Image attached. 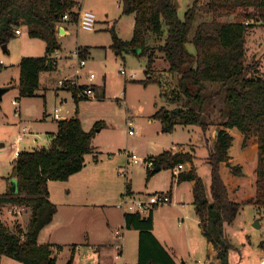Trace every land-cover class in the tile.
Instances as JSON below:
<instances>
[{
    "label": "trees",
    "instance_id": "trees-1",
    "mask_svg": "<svg viewBox=\"0 0 264 264\" xmlns=\"http://www.w3.org/2000/svg\"><path fill=\"white\" fill-rule=\"evenodd\" d=\"M199 1L194 0L182 21L177 15L176 0H119L122 13L134 16L133 31L131 39L123 41L111 30V48L117 55L140 51L138 55L147 60L145 83L154 81L152 69L158 57L165 62L166 68L161 72L169 74L175 82L169 102L175 106L178 103V106L172 110L162 107L150 117L161 124L162 133H171L177 125L197 126L203 132L214 129L213 146L206 160L210 176L209 194L193 166L191 153L164 151L158 156L145 158L154 164V168H146V172L149 179L157 167L173 171L179 165L190 166L188 170L173 175L171 184L194 183L192 205L201 234L213 246L220 264H228L229 244L224 230L235 219L240 204L230 200L220 166L227 165L233 176L242 175L241 166L229 165L233 137L228 129L241 133L243 144L251 136L257 138L255 194L246 203L264 211V77L246 64L245 48L246 34L253 27L248 21L264 16V0H206L205 7L211 19L200 22L195 29L191 39L196 49L194 56L186 51V44L190 41L188 37L199 10ZM76 6L72 0H0V46H5L19 27H25L30 38L41 39L46 44L44 56L20 59L19 97H34L39 89L40 74L56 68V61L51 59V55L60 50L56 27L64 23L65 15L69 17L66 22L77 23L78 15L73 12ZM251 7L258 11L257 16L238 10ZM230 16L248 21H220ZM162 24L166 26L163 42L150 46V35L163 37ZM78 53L84 58L87 51L78 48ZM214 86H218V90L212 91ZM63 88L77 103L76 94L85 86L65 82ZM162 90L165 93V89ZM215 100L220 102L219 106L214 104ZM93 137L94 129L84 131L79 119L74 117L58 122L57 132L48 146L19 152L9 177L16 180L17 192L11 194L7 190L0 195V204L26 206L30 214L24 230L16 225L14 232H10L0 224V255L21 264H56L51 246L37 243L40 231L52 222L57 212L49 200L47 183L66 181L81 171L85 157L92 152ZM125 193L132 194L128 182L125 183ZM166 194L169 196V192ZM123 219L125 229L139 234L137 264H175L153 235V209L145 215L125 213ZM66 264H73L72 257Z\"/></svg>",
    "mask_w": 264,
    "mask_h": 264
},
{
    "label": "rangeland",
    "instance_id": "rangeland-1",
    "mask_svg": "<svg viewBox=\"0 0 264 264\" xmlns=\"http://www.w3.org/2000/svg\"><path fill=\"white\" fill-rule=\"evenodd\" d=\"M77 1L80 4L79 9L90 11L95 15L94 30L86 31L80 29L77 24L72 23L67 34L56 36L57 43L60 46L57 68L40 74L38 95L36 97H19L17 88L19 75L16 64H19L20 55H43L45 42L41 39L32 40L28 36V30L20 27L18 29L21 30V34H15L5 45V50L2 48L3 46H0V90L6 89L0 101V143L5 142L4 145L10 148V144L14 142L17 136L16 124L19 120H22L27 121L24 124H27L30 129V134L26 138H22L23 143L19 147L22 152L48 146L42 139V135L38 137L37 142L34 141V138L37 137L36 131H40V128L49 129L53 126L54 123L49 114L53 116L54 109L57 108L61 117L60 121L75 116L81 121V125L84 126L86 131H91L97 123L92 139L94 149L86 156V163L96 162L99 164L100 162L99 167L104 172H111V167L112 171L114 169L115 174L121 176L118 179L112 177L107 189L103 185L104 179H102L95 189L97 195L99 193L103 194L105 189L107 192H111L116 187H122V194H124L125 183L128 182L135 193H140L135 196L146 199L144 196L159 189L172 171L160 170L147 179L145 165H127L128 157L125 152L129 151L136 157L145 159L147 154L159 155L173 145L184 148L185 152L194 156L195 169L205 184L207 194H209L210 176L206 160L213 146L214 129L210 128V131L203 132L197 126L177 125L171 133H162L160 124L151 120L150 116L155 109L166 107L172 110L177 109L176 106H178V103L175 106L169 102L175 82L171 80L169 74L161 72L166 68L165 62L160 56L158 57L156 65L152 69L154 81L145 83L146 58L132 51L117 55L111 48V30L122 40H129L132 37L134 16L122 13L119 0ZM193 2L194 0H176L177 15L180 20H184L185 13ZM205 4L206 0H200L198 3L199 10L188 37L190 41L186 44V51L194 56L196 55V49L191 43V39L195 29L200 22H209L211 19ZM238 10L243 13L246 11L252 16L258 14V11L252 7ZM220 21L247 22L248 20L246 21L243 17L230 16L222 18ZM248 22L253 24V27L248 30L245 38L246 64H250L260 76L264 77V16L259 15V17H254ZM162 32V38L150 35L148 44L150 46L161 44L166 35L164 24H162ZM79 47L86 49L89 56L86 54L85 66L78 69V73H76L77 57L74 53L78 51ZM60 69L63 70V73H60ZM88 74L94 75L93 81L89 82L87 80ZM70 77L73 80L76 77L81 84L92 85L94 98L78 100L75 103L71 93L63 88L65 82L70 85V80L65 79ZM155 78L160 80L165 93L159 87ZM59 80H61L60 88L58 87ZM218 88V86H214L211 87V90L216 91ZM13 101H17V106L13 105ZM214 104L219 106L220 102L215 100ZM19 106L20 116L19 112L15 110ZM44 115L45 118L43 119ZM128 120L133 122L137 135L128 134ZM254 138L256 139L255 136H251L243 144L244 137L240 133V136L234 138L231 149H229V153H231L229 165H239L238 162L244 164L245 176L232 177L230 168L225 164L223 165V179L228 180L227 184L232 183L239 187L236 196L233 195V197L235 196V202L240 204L235 219L230 225L225 226L224 230L225 238L229 244L228 264H260L264 257V211H260L255 206L246 203L255 194V184L252 183V175L250 174L252 164L254 163L253 168L256 166V160L255 162L251 161V158L254 159L256 154L254 149L256 148V140ZM252 142L255 143L253 147H251ZM13 149L14 147L11 146L10 150ZM10 158L11 154L8 155L7 151H3V156L0 157V172L4 176H10L12 172V165L8 164ZM125 166H127V170L124 176ZM188 167L187 164L183 165L184 169ZM97 172L99 173V168ZM3 180L0 178V191L4 185L9 187L8 183L5 184ZM58 184V186H65L62 183ZM61 191L63 190L61 189L59 193H56V196H52L54 201L60 200V197L64 199L63 196L66 192L62 193ZM142 194L144 196H140ZM183 199L186 202L187 212H191L194 217L193 206L190 204L191 197H187V194L184 193ZM168 208L169 205H158L153 209L156 221L158 218L162 220L165 213L168 212ZM14 210L15 208L12 206L6 207L0 204V224L10 232H14L15 226L18 224L13 219ZM61 210L64 211L63 208ZM26 212H30L29 208L25 209L23 213ZM22 224L24 226L25 222L23 221L20 226ZM194 226L198 236L196 239L201 240V230L197 225ZM174 230L180 232L181 228L175 226ZM192 242L194 243L195 240L193 239ZM61 247L57 264H66L70 259L72 248ZM203 254L192 252L194 260L188 259V264H193L197 259H200L201 264H216L215 255L210 254L207 256L206 253ZM201 255H203L202 258H200ZM0 264H6L2 258Z\"/></svg>",
    "mask_w": 264,
    "mask_h": 264
},
{
    "label": "crops",
    "instance_id": "crops-1",
    "mask_svg": "<svg viewBox=\"0 0 264 264\" xmlns=\"http://www.w3.org/2000/svg\"><path fill=\"white\" fill-rule=\"evenodd\" d=\"M72 1H74L77 4V6L73 9V12L78 13L82 11L81 9H79V5H80L79 2L77 0H72ZM71 25H72L71 21H68V22L64 21V23L58 25L56 27V30H57L56 36L57 35L62 36V35L67 34L68 29L71 27ZM23 28L26 29L25 27H21V29ZM61 30H63V33H60ZM20 34H21V30H20ZM32 40H35V39H32ZM123 41H128V40H123ZM58 51H56L55 53L51 55V59H54V60L57 59L55 60L56 68L58 64L57 63ZM87 54L89 56V52H87ZM44 55H45V51H44V54L41 56L20 55L19 62H20V59L23 57H42ZM85 58L86 57H84L83 59ZM16 68H18L17 72L19 75V64H16ZM76 69H77L76 73H78L77 65H76ZM60 73H63V70L60 69ZM72 77L65 78V79L72 81L73 80ZM87 80H88V76H87ZM60 81L61 80L58 81L59 88H60ZM73 81H76L77 85H80V86L89 85V84H81V82H79L76 79V77H75V80ZM157 83L160 87L161 84H160L159 79ZM45 90L46 89L44 88V91ZM37 95L38 93L36 91L34 97H36ZM13 102L16 103L14 106H17V101H13ZM15 110L19 112V116H20L21 115L20 106L19 108L16 107ZM155 112H156V109L154 113ZM49 115L51 116L53 120V123H54L53 126L50 127L49 129L40 128V131H36L37 137L34 138L35 142H37L38 137L42 135V139L45 141V143L49 144L51 137L56 134L57 125H58V122H60V118H61L60 114H59L58 119L53 118L51 114ZM74 117H68L69 119H66V120H70ZM44 118H45V115L43 116V119ZM26 122L27 121L19 120L18 123L16 124L17 136L14 142L10 144V148L4 145L5 142L0 143V148H3V149H0V152H1L0 157L3 156V151H7L8 155L11 154V158L8 161V164L10 166L15 160L14 155H13L14 152L16 150H18L19 152H22V150L19 148L20 145L23 143L22 138H26L30 134V129L28 128L27 124H24ZM96 124L94 125L93 129L97 128ZM82 128L84 131H86L83 125H82ZM160 129H161V124H160ZM86 132H89V131H86ZM227 132L233 137V142H234V138H236L237 136H240V133L235 129H228ZM254 140H256V148H254L256 151L255 152L256 154L254 156V159L251 158V161L255 162L256 160V164H257V158H256L257 138L256 139L254 138ZM25 141L26 140H24V142ZM254 144L255 143L252 142L251 147H253ZM11 146L14 147L13 150H10ZM93 149L94 147L92 146V151ZM32 150H34V148L31 149L30 151ZM164 151L185 152L184 148L176 147L174 145L167 148ZM24 152H29V151H24ZM155 156H158V155L147 154L146 158L155 157ZM229 157H231V153H229ZM229 161L231 162V159ZM238 163H239L238 166H241L242 175L233 176L231 174L232 177L239 178V177L245 176V172H246L244 171L245 165L241 164L240 162ZM97 164L98 163L96 162L90 163V164L86 163V159H85V165L83 169L79 171L78 173L70 176L66 181H60V182L49 181L47 183L49 200L56 206L57 212L54 215L52 222L40 231L38 238H37V243L39 245L48 244L51 246L50 250L52 252V256H54L56 259V264H57L58 255L59 253H61V248H62L61 246H64L65 248H68V247L72 248L70 252V255H71L70 258L72 257L73 264H137L138 263V241H139L138 231L127 230L124 228L123 215L128 212L117 207L119 203V199L122 196L123 188L116 187L115 189H112L111 192L106 191V189L108 188V183L111 182L112 177L118 179V177H121V176H118L119 174H115L114 169L112 171L111 167H110L111 172L106 173L99 167L100 162L98 165ZM253 164H252V172L250 174L252 175V183L255 184L256 166L255 168H253ZM223 165L224 164H221L220 166V174H221L222 179H223V169H224ZM193 166H194V160H193ZM93 167H96V168L94 169ZM98 168H99V173L97 172ZM189 168L190 166L185 169L183 168V171L188 170ZM169 171L170 170H167V172ZM196 172L198 174L197 170ZM173 175L176 176L177 174L175 175L172 171L168 179L164 183H162L161 187L157 189L156 191L147 193L146 196H144L143 194L140 195V196L148 197L154 193H165L166 194L169 192V197L171 199V202L169 204V208H168L169 210L168 212L165 213L162 220L161 218L160 219L158 218L156 221V218L153 212V235L154 237L158 240L161 246L171 255L175 264H182L183 262L185 264H188V261H187L188 259L194 260L192 257V252L194 251L199 252V254L206 253L207 256L210 254L215 255L216 252L213 246L203 238L202 234H201V240L196 239L198 236H197L196 229L194 228L195 227L194 225H197L199 227V221L194 213V207H192L194 217L192 216L191 212L189 213L187 212L186 202L183 199L184 193H186L187 197L189 196L191 197V203L190 201L189 203L192 205V200H193L192 189H193L194 183L186 181L182 183H174L172 185L171 182L173 179L172 177ZM9 177H10L9 175L4 176L0 172V178L4 179L3 181L5 182V184L8 183V186L10 187V183L13 179H10ZM102 179H104L103 185L106 187V189L104 187L105 192L103 194L99 193L97 195L95 189L99 185V182ZM223 181L227 187L230 200L235 202L234 197L236 196V192L238 191L239 187H237L236 184H232V183L227 184L228 180L223 179ZM58 183H62V185H65V186H58L59 185ZM9 187H5L4 185L0 191V195H4L7 192V190H9ZM61 189L63 190L61 191L62 193L64 191L66 192L65 196H63L64 199L60 197V200L58 199V201H54L52 199V196H54L56 193H59ZM130 192L132 193L131 196L139 198L138 196H135V195L140 194V193H135L131 189V184H130ZM233 195L235 196L233 197ZM252 197L253 196H251V198ZM3 206H6V207L12 206L15 208L13 219L18 222L17 225H20L24 221L25 225L23 226L22 224V226H20L24 230L26 228L30 212H26V213H23V212L25 211V209H28V207L13 205L10 203L3 204ZM61 208L64 209L63 212ZM22 213H23V216H22ZM175 226L177 228H181L182 232L181 230L180 232L179 230L178 232H176L174 230ZM193 239L195 240L194 243L192 242ZM203 255H201L200 258H202ZM1 258L3 259V261H5L6 264H21L6 256L0 255V259ZM197 261H200V259H197ZM195 262L196 261H194L193 264H195ZM216 264H220L218 259H217Z\"/></svg>",
    "mask_w": 264,
    "mask_h": 264
},
{
    "label": "built area",
    "instance_id": "built-area-1",
    "mask_svg": "<svg viewBox=\"0 0 264 264\" xmlns=\"http://www.w3.org/2000/svg\"><path fill=\"white\" fill-rule=\"evenodd\" d=\"M77 25L80 29L86 30V31H93L95 24H96V18L95 15L90 12V11H80L77 13ZM68 16L65 15L63 17V21L68 20ZM16 35L20 34V29H16L14 31ZM74 55L77 57V68L81 69L85 66V60L83 58H80V55L78 51L74 53ZM94 75L93 74H88V80L89 82L94 80ZM61 85V82H60ZM70 85L72 86H79L77 85L76 81H70ZM77 100H82V99H93L94 94H93V87L92 85L85 86L82 90H79L76 94ZM16 103L13 102V105ZM53 118L58 119L59 118V110L55 109ZM127 126H128V134L129 135H137V131H135L133 127V123L131 120L127 121ZM126 156L128 157L127 165H137V164H144L146 168L148 169H153L154 164L153 161L150 159H142L136 157L133 153L131 152H125ZM19 154V151L16 150L14 152V158H16ZM127 170V166L124 168V176ZM183 171V165L177 166L174 170L173 173L176 175L179 172ZM171 202L170 197L165 194V193H154L151 194L150 196L146 197V199H140L131 195H128L124 192L122 194L119 203L117 205L118 208L125 210L128 213H140L142 215L147 214L150 210L154 209L158 205H169ZM195 264H201V261H196ZM260 264H264V257L262 258Z\"/></svg>",
    "mask_w": 264,
    "mask_h": 264
},
{
    "label": "water",
    "instance_id": "water-1",
    "mask_svg": "<svg viewBox=\"0 0 264 264\" xmlns=\"http://www.w3.org/2000/svg\"><path fill=\"white\" fill-rule=\"evenodd\" d=\"M60 33H63V30H61L60 31ZM3 48V50H5L6 49V47L5 46H3L2 47ZM132 52H134V53H137V54H139L140 53V51L137 49V50H133ZM6 91V89L5 90H0V97L2 96V94L4 93ZM160 171V168H155L154 169V173H157V172H159ZM9 191H10V193L11 194H16V192H17V184H16V180H12L11 181V183H10V187H9ZM256 226V225H255ZM182 264H185L184 262L182 263Z\"/></svg>",
    "mask_w": 264,
    "mask_h": 264
}]
</instances>
